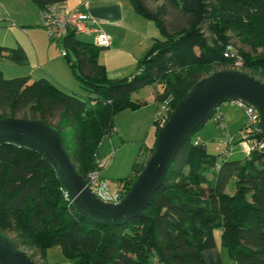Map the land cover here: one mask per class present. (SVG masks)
Listing matches in <instances>:
<instances>
[{"label":"trees","instance_id":"trees-1","mask_svg":"<svg viewBox=\"0 0 264 264\" xmlns=\"http://www.w3.org/2000/svg\"><path fill=\"white\" fill-rule=\"evenodd\" d=\"M30 1L41 13L65 0ZM128 1L137 15L152 21L158 30L131 75L109 78L98 60L99 52L109 46L80 40L71 28L56 40L86 93L84 98L46 77L5 78L0 71V117L43 118L56 126L64 149L84 178L103 158L99 149L115 130V115L142 105L131 99L132 92L159 80L173 108L204 76L201 70L212 65L234 66L239 61L251 75L264 78V55L227 45L235 36L253 48L264 47V0H165L174 21L151 9L147 0ZM206 31L214 38H208ZM1 58L28 62L20 45H0ZM165 120H154L155 135ZM205 121L179 148L143 215L113 229L74 212L53 169L38 153L0 145V221L6 217L0 230L8 234L14 223L22 244L40 253L42 263L36 264H58L46 259L47 250L55 245L73 264H206L202 251L214 246L213 230L221 229V245L236 264H264V147L251 149L244 160L228 158L227 152L213 155L202 137L193 136ZM246 125L247 119L239 142L244 140ZM249 135L264 140L254 128ZM153 144L123 178L128 188Z\"/></svg>","mask_w":264,"mask_h":264},{"label":"water","instance_id":"water-1","mask_svg":"<svg viewBox=\"0 0 264 264\" xmlns=\"http://www.w3.org/2000/svg\"><path fill=\"white\" fill-rule=\"evenodd\" d=\"M239 101L258 114L254 129L264 135V82L238 69H220L199 78L177 100L167 119L156 132L153 149L126 193L115 202L104 201L86 185L63 147L59 130L43 118L0 117V145L10 144L40 155L74 212L113 229L129 218L143 215L152 194L187 137L222 103ZM0 264H36L0 230Z\"/></svg>","mask_w":264,"mask_h":264},{"label":"rangeland","instance_id":"rangeland-1","mask_svg":"<svg viewBox=\"0 0 264 264\" xmlns=\"http://www.w3.org/2000/svg\"><path fill=\"white\" fill-rule=\"evenodd\" d=\"M14 1L15 7H19L18 0H13V2ZM126 1L127 2L125 3V6L128 7L129 5V7H131L130 2L128 0ZM25 3L26 6L24 7V10L27 13V20L30 22V24H32V28L34 27L37 30L35 32L36 39L42 37V41L40 42L39 46L43 58L46 59L47 56H50L51 54H56L59 58L51 59L48 62L45 61L47 64H45V62L41 63V67L45 68L46 72L48 73H44L42 70H38V68H33L35 71H30L31 67L36 65V63L34 62L35 60L34 54H32V48L27 45L26 39L20 34V32L18 37L13 34L14 31H17L16 34H18V30H16L17 28H13V33L5 31L4 28H0V38L1 35L5 38V41L0 39V45L8 48H14L18 46V44L20 46L23 45L27 50L25 52L28 57V63L26 64H16L8 58H1L0 71L2 72L3 76L5 78L28 76L29 79H31L30 81L44 76L54 82H58L60 84L62 83L64 87L69 89L68 91L74 92L84 98L86 93L84 90H82L78 78L74 75L73 71L69 67L65 57L61 54L63 50L60 43L57 40L50 39L43 30L41 14L38 7L30 0H24V4ZM146 3L153 10H161V15L164 19L168 21L175 20V17L172 15V10H169L165 0H147ZM128 9L129 13H131V16L134 15V17L139 19V21L149 23V36L154 37L158 35V30L152 21L137 15L134 10H132V8ZM206 34L208 38H214L213 34L210 32L206 31ZM227 34H231V31ZM78 38L88 42L91 41V37H89V35H79ZM17 41H19L22 45L17 43ZM227 45L232 49H243L248 51L251 55H264L263 46L253 48L252 45L241 41L235 36L228 41ZM120 50L121 52L115 51L111 53L106 49H103L99 52V60L108 63V68L110 70L109 74H111L110 76H112L111 71L116 68V66L112 67L113 65L118 63L127 65L126 71L122 72L123 74L130 73L129 69L131 66L128 68V64L131 63L133 67L135 66V61L132 59L133 57L131 55L132 49L121 45ZM70 55V60L74 62L75 56L73 54ZM220 69H238L250 73L239 65H230L226 67L219 64L212 65L210 68L202 69L201 72L205 76ZM76 71H80L78 67H76ZM254 76L264 82V78L256 74ZM162 83L163 82L158 80L147 86H150L155 91L157 99H159L162 105L165 106L163 110L164 112L166 111V107H168L166 114L169 115V113L174 108L171 107L173 100L172 98L167 100V104L165 99L170 97V94L165 93ZM145 96L147 98L148 94L146 95V91L142 89L136 90L130 95L132 99H143ZM157 104L155 105V103L152 101H147L139 109L125 110L115 115V131L108 141H106L101 147V154L106 159V170L103 179L110 190H115L119 180L125 178L131 173L132 167L135 163H141L143 161L145 158L144 151L147 147L153 144L155 139L156 125L154 124V120L156 117ZM219 113H223L226 116L225 127L224 125H221L223 124V119L222 115ZM213 118L218 120V123H216ZM246 119L247 115L242 105L239 104V101H227L221 104L216 109V111H214L213 117L206 120L203 126H201L193 136L202 137L206 143L207 151L213 155H221L222 153L227 152L228 158L244 160L249 155V151L243 146V140L241 142H239V140L242 137L241 126ZM50 121L55 123V120L50 119ZM208 175L211 176V174ZM226 190L231 192L230 189ZM3 221H6V217L1 218L0 222L2 223ZM9 229L12 230L8 231V235L11 237V239L13 238V240L17 242V247L25 253L27 252L28 254L33 255V261L35 263H42L40 253L38 251L35 252V249H30L27 244H22L20 230L16 228L14 223ZM46 259L50 263L57 262L58 264H73V262L63 254L61 248L58 245L52 246L47 250Z\"/></svg>","mask_w":264,"mask_h":264},{"label":"crops","instance_id":"crops-1","mask_svg":"<svg viewBox=\"0 0 264 264\" xmlns=\"http://www.w3.org/2000/svg\"><path fill=\"white\" fill-rule=\"evenodd\" d=\"M18 2H19L18 5L19 7L17 6L15 7L14 5L15 1L13 2V0H0V28H4L5 31L12 33H13V28L14 29L17 28L16 30H18V34H16L17 31H14L13 34H15L18 37L20 32V34L23 35V37L26 39L27 45H29L32 48V54H34V60H35L34 62L36 63V65L33 64L34 66L31 67L30 71H35L33 68H38V70H42L44 73H48L46 72L45 68L41 67L42 65L41 63H44L45 61L48 62L49 60L54 58L58 59L59 57L56 54L55 55L51 54L50 56H47L46 59L43 58L39 46L40 42L42 41V37L36 39L35 32L37 30L34 27L32 28L31 26L32 24L28 22L27 13L24 10L26 3L24 4V0H18ZM126 2H127L126 0H65L63 2L57 3L56 5L61 8L75 9L79 12L88 13L94 16L95 18H97L99 20V27L102 28L111 36V44L109 45L108 48H106L108 52L111 53L115 51L121 52L120 50L121 45H124L126 48L132 49L131 55L133 57L132 59H134L135 61L134 62L135 66L133 67L131 63L128 64V68L131 66L129 69L130 73L128 74L131 75L136 71V64L138 58L151 45L152 37L149 36L150 35V31L148 30L150 26L149 23H144L142 21H139V19L134 17V15L131 16V13H129L128 8H132V6L130 4L131 7H129V5L128 7H126L125 6ZM92 26L94 25H91V27ZM79 35H89V37H91L90 39L91 42H93L94 39L93 31L84 34H77V36ZM0 39H3V41H5V38L2 35ZM17 43L20 42L17 41ZM23 48L25 49V51H27L25 46H23ZM47 62H45V64H47ZM99 63L105 66L107 76L109 78H121L124 76H128V74L122 73L123 71H126L127 65H122L120 63L113 65L112 67L116 66V68L111 71L112 76H110L111 74H109L110 70L108 68V63L105 61L102 62L101 60H99ZM30 80L31 79H29V81ZM141 89L146 91V95L148 94L147 98L145 96V98L143 99H139V98H134V99L131 98V99L140 100L142 102L141 106H143L147 101H152L156 105L158 99L156 97L155 91L150 86L147 87L145 86ZM126 110H130V109H126ZM219 114L222 115V119H223V124L221 125H224L225 127L226 116L223 113H219ZM108 139L105 140L103 144L106 141H108ZM101 147L99 149V152L100 155L102 156ZM145 153L146 151H144V155ZM105 170L106 168L104 167L102 172V177L104 176ZM213 237H214V246L212 248H208L202 251V257L204 259V262L206 264H236L228 256L226 250L221 245V229H214Z\"/></svg>","mask_w":264,"mask_h":264},{"label":"built area","instance_id":"built-area-1","mask_svg":"<svg viewBox=\"0 0 264 264\" xmlns=\"http://www.w3.org/2000/svg\"><path fill=\"white\" fill-rule=\"evenodd\" d=\"M42 27L50 39L62 38L68 29H73L76 34H84L94 32L93 42L97 46L108 47L111 44V36L99 27V20L94 16L79 12L75 9H67L58 7L56 4L51 5L41 11ZM91 25H94L91 27ZM62 54H65L63 51ZM226 53L225 55H227ZM236 65H240V62H236ZM171 97L165 100H170ZM168 104V101H167ZM242 105L247 115V125L244 128V140L243 146L250 152L253 148L261 149L264 147V140H259L250 137V131L254 128V124L258 121V114L255 110L248 105L239 102ZM165 106L159 102L156 110L155 119L163 121L168 116ZM106 165V159L101 158L97 161L96 167L91 170L85 178L86 185L94 192L99 198L104 201H118L128 190L127 182L122 179L119 180L116 189L110 190L101 176L102 170Z\"/></svg>","mask_w":264,"mask_h":264}]
</instances>
